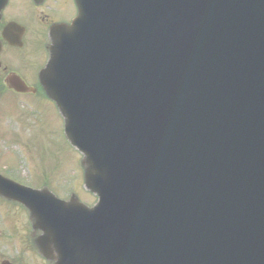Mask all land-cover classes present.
Here are the masks:
<instances>
[{
    "label": "water",
    "instance_id": "1",
    "mask_svg": "<svg viewBox=\"0 0 264 264\" xmlns=\"http://www.w3.org/2000/svg\"><path fill=\"white\" fill-rule=\"evenodd\" d=\"M93 2L43 81L100 201L0 196L59 264H264V0Z\"/></svg>",
    "mask_w": 264,
    "mask_h": 264
},
{
    "label": "rangeland",
    "instance_id": "2",
    "mask_svg": "<svg viewBox=\"0 0 264 264\" xmlns=\"http://www.w3.org/2000/svg\"><path fill=\"white\" fill-rule=\"evenodd\" d=\"M26 101L12 98L7 104V119L0 124V173L34 188L51 185L60 198L76 193L83 202L95 204L83 189L81 154L67 141L60 113L41 98ZM17 164L15 172L11 166ZM32 236L26 211L0 200V251L6 242H23L19 254L27 258L19 264H46L27 248Z\"/></svg>",
    "mask_w": 264,
    "mask_h": 264
},
{
    "label": "flooded vegetation",
    "instance_id": "3",
    "mask_svg": "<svg viewBox=\"0 0 264 264\" xmlns=\"http://www.w3.org/2000/svg\"><path fill=\"white\" fill-rule=\"evenodd\" d=\"M77 14L74 0H0V93L6 87V80L15 75L29 87H40L39 75L47 62L50 29L59 23H71ZM28 19V22L25 21ZM11 24L24 27V33L8 30L7 36L17 42L22 38L20 46H12L3 39L4 32ZM3 260H19L15 258L9 245H3ZM13 248L19 249L14 242ZM19 255V254H18ZM0 257V264L3 261Z\"/></svg>",
    "mask_w": 264,
    "mask_h": 264
}]
</instances>
